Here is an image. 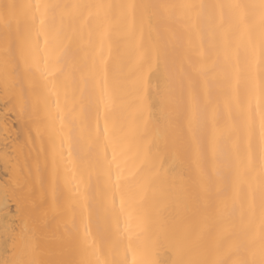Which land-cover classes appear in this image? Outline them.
Segmentation results:
<instances>
[{
	"label": "snow or ice",
	"instance_id": "snow-or-ice-1",
	"mask_svg": "<svg viewBox=\"0 0 264 264\" xmlns=\"http://www.w3.org/2000/svg\"><path fill=\"white\" fill-rule=\"evenodd\" d=\"M117 8L142 10L139 30L143 36V19L146 15L148 35L152 41L150 47L140 53L136 67L130 73L137 77L139 107L131 118L125 117L119 125L112 118V101L124 86L126 77L118 74L105 59L104 50L106 25ZM81 21H86L90 27L95 22L89 33V48H94L95 39H99L101 44L99 53L94 52L85 61L81 78L86 83L91 81L93 94L96 95L95 139L98 144H104V162L110 182L112 166L115 165L116 169L112 183L113 197L107 212L117 226L121 216H125L126 221L135 218L140 229L136 239L143 237V259L137 261L134 254L132 264H264V155L260 158L258 176H253L256 165L250 157L245 160L239 154L233 155L221 148L234 134L232 126L226 125L219 135L214 132L211 140L206 136L210 109L213 120L216 117L213 93L217 90L212 85L219 83L222 87L218 91L225 94L235 92L237 97L242 94L248 98L246 108L238 99L235 103L229 100L230 115L238 119V127L251 130L255 110H260V135L264 139V0L144 5L0 0V28H3L5 40L4 87H13L9 79L10 41L30 37L33 29H36L37 40L41 35L45 36V43L49 35L54 40L70 39L69 29ZM177 25L203 34L207 44L201 52V63L197 65L191 60L183 63L178 84L165 77L163 84H157L150 103L143 94L147 87L145 65L153 75H157L162 63L167 68L168 44L182 40ZM135 31L134 25L132 32ZM153 31L155 37L152 36ZM233 51L238 57L235 62L232 61ZM69 52L70 46L62 48L54 64H61ZM153 52L155 69L152 65ZM78 64L79 61L74 60L70 67L74 69ZM216 69L222 70V76L219 73L210 75ZM66 70L65 67L58 70L54 67L49 71L46 60L41 75L47 73L52 76L53 72L62 75ZM51 82L55 90V78ZM253 99L256 100L255 105ZM101 105L104 109L102 127ZM56 109L59 114V100L56 101ZM145 112L149 119H145ZM51 123L54 133L63 132L62 116L60 129H55V117H51ZM5 131V128H0V133ZM109 146L111 159L108 157ZM9 155L5 151L0 155V160L7 164ZM58 155L59 162H63V152L57 154L54 147L50 204L47 197L43 202L37 201L34 189L26 184L13 187L6 182L0 188V208L7 210L9 201L15 196L17 210L26 218L25 228L18 236L16 255L11 259H0V264H109L101 260L91 227L86 222L82 234L75 220L71 227L66 226L69 236L58 251L45 252L41 248L43 226L40 220L41 216L48 215L45 204H49V210L54 212L64 197ZM180 156L194 161L199 169L195 196L189 193L178 173ZM69 164L73 169L76 167L69 159L65 164L66 172ZM233 167L236 169L234 179L225 173V169L231 170ZM125 170L128 175H124ZM243 177L258 179V202L255 194L251 200L239 195L246 182ZM10 187L12 196L9 195ZM248 187H252L250 182ZM230 191L232 195L229 199ZM69 192V201L75 202L79 195V184L70 188ZM116 193H119V203ZM69 207L74 208L75 203H70ZM73 229H76L75 233ZM100 231L97 220V232ZM213 233L214 240L206 242L205 237ZM132 238L130 235L129 247ZM45 254L51 258L41 259ZM118 264H128L127 250Z\"/></svg>",
	"mask_w": 264,
	"mask_h": 264
},
{
	"label": "bare ground",
	"instance_id": "bare-ground-1",
	"mask_svg": "<svg viewBox=\"0 0 264 264\" xmlns=\"http://www.w3.org/2000/svg\"><path fill=\"white\" fill-rule=\"evenodd\" d=\"M18 3H30L35 0H16ZM51 3H92L111 5H144L153 3H222L228 0H47ZM249 2V0H241ZM141 12L139 9L117 8L107 23V36L104 40L105 59L114 66L118 74H122L123 87L113 97L112 118L119 125L125 117L131 118L139 107L138 94L136 91V75L131 74L136 67L140 53L150 47L152 41L148 35V22L146 15L143 19L144 32L141 36L139 26L141 24ZM87 16V13H85ZM136 26L133 33L132 28ZM95 22L90 27L86 21L77 22L68 31L69 38L54 40L51 35L45 43V36L36 38V29H33L31 36L20 40L14 39L9 42L8 49L11 58L9 69V79L13 87H4V52L5 40L3 28H0V128L6 131L0 133V155L5 151L10 153L8 163L0 160V188L7 182L10 186L17 187L27 185L35 191L37 201L43 202L46 197L51 201L50 174L53 168L52 154L55 147L57 154L63 152V162H59L58 169L61 185L64 190V197L60 206L53 212L49 210V204H45L48 215L41 216L40 223L43 226L41 232V248L47 252L58 251L66 243L68 232L66 226L71 227L73 220L79 228V233H83L84 223L91 227L92 236L96 241L98 254L102 261L109 264H118L122 261L127 250L128 264H132L133 256L137 261L143 259L142 247L143 237L136 239V234L140 231L135 218L126 221L125 216H121L119 225L111 218L107 212L114 189L112 183L115 181L116 169L112 166V181H109L108 168L104 162V144L97 143L95 139V128L97 123V103L96 95L92 91L91 81L85 82L81 69L86 60L95 52L99 53L101 44L99 39H95L94 48H89V33L94 28ZM153 29L155 25L153 24ZM182 40L179 43H169L167 68L162 63L157 75H153L147 70L145 65V81L147 87L144 96L151 103L157 84H163L165 77L170 78L175 84L180 80V69L183 63L191 60L199 65L201 63V52L205 50L207 41L203 34L196 31H189L183 25H177ZM156 33L153 31L152 36ZM143 45V46H141ZM70 46L68 57L61 64H54L56 58L61 54V49ZM109 49L111 50L109 53ZM240 56H243L241 49ZM238 59L235 51L232 54V61ZM48 62V69L52 71L55 67H65L64 74L52 76L45 73L41 75V70ZM75 61H79L76 68L70 66ZM211 64V61L208 62ZM153 69H155V53L153 52ZM222 76V70L216 69L210 73L211 76L217 74ZM55 78L56 89L53 90L52 80ZM201 79H203L201 77ZM235 80L233 79V85ZM217 91L213 93V108L216 109L215 120L209 110L206 136L211 140L214 132L219 135L226 125L234 129L231 138L221 145L222 150H228L233 155L239 154L243 159L249 157L256 165V172L253 176H258L260 158L264 155V139L260 135V110H255V121L251 130L238 127V119L230 115L229 100L235 103L237 99L245 108L248 98L235 92L225 94L218 91L222 85L213 84ZM59 100L60 112L57 113L56 101ZM256 100L253 99V105ZM103 106H100V126H103ZM51 114V116H50ZM60 116L63 117V132H53L51 117H55V129H60ZM145 119L149 115L145 112ZM63 139V148L61 141ZM7 145V147H5ZM71 152V157L69 153ZM112 150L109 146L108 157L111 159ZM71 159L76 167L65 164ZM223 157H221V162ZM180 167L178 173L185 182V187L189 193L195 196L199 182V169L194 161L179 157ZM243 172V169H241ZM225 173L232 179L235 178L236 169H225ZM124 175H128L125 170ZM75 176V179H73ZM69 183L65 184V180ZM246 181L243 191L239 195L251 200L255 194L257 202L259 200L258 179ZM252 187H248V183ZM79 184V195L75 202L69 201L70 188ZM255 190V193L253 192ZM46 190H48L46 192ZM9 195L12 196L11 187ZM232 193L228 194L230 199ZM117 203H119V193H116ZM70 203H75V207H69ZM15 196L9 201L7 210L0 208V259H11L16 255L19 247L18 236L25 228L26 218L17 210ZM54 217V218H53ZM97 220H99L101 231L97 232ZM259 220L256 221V227ZM76 232V229H73ZM132 236L131 247H129V236ZM215 233L206 236V242L214 240ZM41 259L51 258L49 255H42Z\"/></svg>",
	"mask_w": 264,
	"mask_h": 264
}]
</instances>
